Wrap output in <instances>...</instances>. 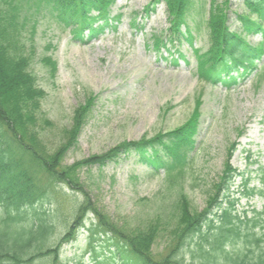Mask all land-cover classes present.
Wrapping results in <instances>:
<instances>
[{
    "label": "rangeland",
    "instance_id": "obj_1",
    "mask_svg": "<svg viewBox=\"0 0 264 264\" xmlns=\"http://www.w3.org/2000/svg\"><path fill=\"white\" fill-rule=\"evenodd\" d=\"M150 1L117 0L112 14L123 13L118 30H107L89 43L75 41L70 27H64L47 10L41 8L38 13L32 10V19L37 22L35 36L31 37L26 29L23 38L28 50L34 47L29 70L36 77L37 87L45 91L37 113L38 122L32 130L51 153L61 148L79 107L96 97L88 123L78 144L67 152L65 164L106 153L124 141L172 131L181 127L198 108L201 115L195 136L197 149L179 186L167 187L162 174L152 176L136 151L123 154L102 168L97 165L81 173L86 191L108 218L131 229H144L156 219L173 227L181 193L192 203V210L206 208L210 190L219 182L227 161L250 180L249 188L264 190L261 171L264 168V81L258 83L253 75H248L240 78L233 89L200 81L192 46L208 48L206 21L210 0H194L196 9L202 4L205 6L201 14L196 10L190 14L191 25L196 21L203 25L199 33L194 30V42L169 45L171 51L164 46L158 50L153 46L152 35L167 31L169 19L164 4L145 17L143 11ZM4 5L0 0V9ZM136 12L142 25L139 29L132 27ZM244 12L242 0H231L229 23L233 29H241L237 14ZM248 39L257 45L262 36L253 35ZM177 48L187 59H181L180 66L172 63L170 57H178ZM48 57L56 63L55 71L54 65L45 64L43 58ZM232 144L237 149L229 160ZM57 187L51 203L44 205L46 217L55 226V243L66 233L77 206L84 199L80 192L65 184ZM241 189L242 179L237 177L230 190L236 193L238 214L246 220L254 216V211L264 210V195L240 197ZM232 198L230 193L227 200ZM87 219V225L91 220L98 221L93 213ZM255 232L260 237L264 227L258 226ZM166 235L159 237L155 251L164 250ZM89 236L90 230L81 228L77 238L63 246L62 259L68 264L125 263L111 234L103 233L100 240L94 241ZM188 264L200 263L196 258H189Z\"/></svg>",
    "mask_w": 264,
    "mask_h": 264
},
{
    "label": "trees",
    "instance_id": "obj_2",
    "mask_svg": "<svg viewBox=\"0 0 264 264\" xmlns=\"http://www.w3.org/2000/svg\"><path fill=\"white\" fill-rule=\"evenodd\" d=\"M3 1L5 5L0 9V264H68L61 257L62 247L77 238L90 212L98 220L88 228L90 240L103 233L111 234L125 258L124 264H188L189 258L198 259L200 264H264V232L260 237L255 232L258 226L264 227V210L254 211L252 218L242 220L236 209L237 199L227 200L233 178L240 174L229 161L219 182L210 190L206 208L192 210V203L180 194L173 227L160 219L144 229L124 227L108 218L83 185V171H91L97 165L102 168L109 161L136 151L151 174L163 172L167 187L179 186L191 162L190 154L196 150L195 135L201 115L198 108L181 127L151 138L121 142L106 153L85 157L72 165L65 164L67 152L78 144L93 111L95 96L75 112L73 127L56 151L51 153L32 130L37 125L40 101L45 95L29 70L34 47L28 50L23 42L26 29L31 37L35 36L37 22L32 19V10L49 11L65 27H72L76 40H82L86 31L95 36L105 28H117L116 18L110 15L116 0ZM243 1L246 10L237 15L242 30L234 32L228 24L230 0H211L206 22L209 48L203 52L195 49L202 81L223 82L232 87L237 77L258 71L264 54L263 41L258 46L251 45L247 35L259 33L264 37V0ZM161 3L167 6L170 26L165 39L154 37L156 46L166 47L168 42L185 40L192 43L189 17L195 10L194 1L151 0L146 11H154ZM96 22L100 24L95 26ZM197 26L200 28L201 23ZM43 60L56 70L51 57ZM259 78L264 79V71ZM235 149L232 144L229 160ZM262 173L264 179V168ZM64 184L80 192L84 199L77 206L66 233L55 243V226L46 217L44 205L51 203L57 186ZM246 185L247 181L243 194L253 195L255 189L250 190ZM259 192L264 195V191ZM162 234H167V244L162 252L155 251Z\"/></svg>",
    "mask_w": 264,
    "mask_h": 264
}]
</instances>
